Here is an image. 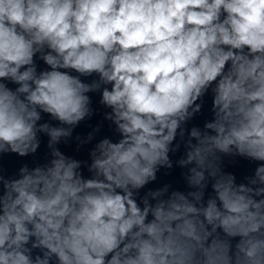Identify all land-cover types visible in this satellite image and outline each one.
<instances>
[{
	"label": "clouds",
	"instance_id": "9594fccd",
	"mask_svg": "<svg viewBox=\"0 0 264 264\" xmlns=\"http://www.w3.org/2000/svg\"><path fill=\"white\" fill-rule=\"evenodd\" d=\"M209 91L177 161L192 190L138 202ZM95 92L121 138L84 178L56 145ZM39 133L50 161L0 176V264H264V163L247 184L221 168L264 162V0H0V154H35Z\"/></svg>",
	"mask_w": 264,
	"mask_h": 264
}]
</instances>
